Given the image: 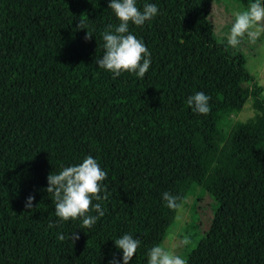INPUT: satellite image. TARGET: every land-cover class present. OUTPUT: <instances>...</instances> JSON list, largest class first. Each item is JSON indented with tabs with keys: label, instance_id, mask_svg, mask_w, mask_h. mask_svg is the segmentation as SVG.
<instances>
[{
	"label": "trees",
	"instance_id": "1",
	"mask_svg": "<svg viewBox=\"0 0 264 264\" xmlns=\"http://www.w3.org/2000/svg\"><path fill=\"white\" fill-rule=\"evenodd\" d=\"M147 2L159 14L130 24L151 54L139 79L95 64L102 33L119 22L107 0H0V264H108L126 232L140 239L129 264L145 263L199 187L218 209L186 264H264L263 88L215 38L212 0ZM196 91L210 97L207 115L186 103ZM249 99L255 116L234 123ZM86 155L106 172L94 201L105 214L79 229V219L58 223L44 189L51 172Z\"/></svg>",
	"mask_w": 264,
	"mask_h": 264
},
{
	"label": "clouds",
	"instance_id": "2",
	"mask_svg": "<svg viewBox=\"0 0 264 264\" xmlns=\"http://www.w3.org/2000/svg\"><path fill=\"white\" fill-rule=\"evenodd\" d=\"M107 6L119 22L109 26L111 30L102 33L103 52L96 58L95 64L98 69L109 72L113 78L128 72L143 79L151 64V54L144 42L130 30V24L143 27L146 21H151L159 14L158 7L147 0L142 7L137 6V0H107ZM231 15L233 19L225 34L227 46L235 48L245 37L249 42H255L264 32V0H249L245 9L234 10ZM77 27L87 30L85 39L92 36L85 27V21L79 20ZM209 100L207 94L196 91L187 97L186 103L194 114L207 115L210 110ZM105 179L106 172L92 155L84 156L79 163L61 166L58 172H51L47 176V187L44 190L52 194L58 223L79 219V229L95 225L105 214L101 204L94 202L103 199L100 193L105 191ZM33 199L31 195L26 197V208L32 207ZM161 199L168 208L176 206L177 196L168 191L161 194ZM90 207L95 215L90 213ZM69 238L72 241L78 239V233L72 232ZM58 239L64 240L65 236L59 234ZM113 241L121 255L119 259L113 256L108 264H129L140 245V239L126 232ZM180 243L188 245L190 240L184 236ZM175 248L176 245L171 248L162 244L153 245L146 252L145 264H186V260L177 254Z\"/></svg>",
	"mask_w": 264,
	"mask_h": 264
},
{
	"label": "rangeland",
	"instance_id": "3",
	"mask_svg": "<svg viewBox=\"0 0 264 264\" xmlns=\"http://www.w3.org/2000/svg\"><path fill=\"white\" fill-rule=\"evenodd\" d=\"M246 7L236 0H212L210 19L215 25L214 35L217 40L226 43L225 34L228 32L233 19L231 15L232 11L243 10ZM229 48L238 52L240 57L243 58L244 64L263 88L262 97L264 98V32L256 38L255 42H249L247 37H245L235 48ZM255 114L252 99H249L243 109L232 116V121L234 123L247 122ZM193 197L194 199L190 207L179 211L177 225L164 244V246L169 248L176 245L175 251L185 260L188 251L194 249L209 230L211 221L218 209V203L214 197L200 187L197 188ZM194 205L195 209L192 212L191 208ZM186 221H188V228L186 231H183L182 228ZM184 233V236H187L190 240L188 245L180 243Z\"/></svg>",
	"mask_w": 264,
	"mask_h": 264
}]
</instances>
